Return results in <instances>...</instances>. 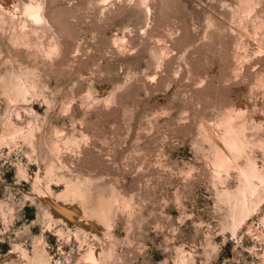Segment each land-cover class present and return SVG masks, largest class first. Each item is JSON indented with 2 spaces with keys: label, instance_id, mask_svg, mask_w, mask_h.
Here are the masks:
<instances>
[{
  "label": "rangeland",
  "instance_id": "obj_1",
  "mask_svg": "<svg viewBox=\"0 0 264 264\" xmlns=\"http://www.w3.org/2000/svg\"><path fill=\"white\" fill-rule=\"evenodd\" d=\"M15 3L0 8V264H86V246L104 264H264V176L246 201L236 165L264 174V0ZM66 186L85 215L55 206Z\"/></svg>",
  "mask_w": 264,
  "mask_h": 264
},
{
  "label": "bare ground",
  "instance_id": "obj_2",
  "mask_svg": "<svg viewBox=\"0 0 264 264\" xmlns=\"http://www.w3.org/2000/svg\"><path fill=\"white\" fill-rule=\"evenodd\" d=\"M15 5H16L15 0H0V6H1L0 8H2L1 10L7 9L10 11V10L14 9ZM23 5H24V12L26 13V18L29 19L34 24V25L32 24V26L35 27L36 29H37V27H41L43 25L42 23H44L46 18H45L44 12L40 9V3L38 1H30L29 4L25 3ZM52 46H50V48ZM43 48H45V47H43ZM52 48H51V50L53 51L54 49H52ZM14 86H15V91L19 92V93L25 91L27 88V86L21 80H16L14 83ZM204 126L206 128L208 135L211 137V139L213 138L214 141L216 142V144L219 148L218 151L220 150L219 153H221V156L222 157H228V159H232L233 161H236V159H234V158H235V156H237L238 153H240L241 147H239V148L235 147V149H233L234 151H231V149H229L227 147L226 143L224 142V136L222 134V130L219 127H217L213 124H208V123H205ZM17 131H18L17 127H15V128L10 127L8 129H5L2 132V135L5 136V135L14 134ZM231 131H230V133H231ZM228 142H230V141H228ZM242 147H245V146H242ZM216 162H217L216 167L220 168V166L219 167L217 166V164H218L217 160H216ZM229 164L231 165L233 163L229 162ZM236 165L238 167L237 169H239V171H240V174L238 173L240 175V183H239V186L237 188V191L244 200L247 201L246 198H250L253 202V200L255 199L257 192H258L259 183H261L262 176H264V174L258 168L257 162L253 159H248L247 162L245 161V164L243 166H239L238 162H236ZM35 180H36V183L40 182L39 175H37ZM262 184H263V182L261 183V185ZM40 191L48 199H50V200L53 199L52 191H51L49 186H46V187L41 186ZM69 191H70V186H66V188L61 193H59L58 196L65 200V204L64 205H58L57 203H55V206L57 208H59V210L61 209L62 211L66 212L71 217H76L80 213L85 215V211H84L85 209L82 206V203H80L77 200L68 198ZM120 198H121L120 199L121 203L123 205H126L127 199L124 196L120 197ZM115 199H116V197H115ZM70 200H72V201H70ZM70 202H72L73 205H70ZM238 202H240V201H238ZM243 204L245 205V203H243ZM112 208H113V206H112ZM243 208H244V206H243ZM98 209H99V211L105 213L104 206H100ZM82 257L86 261V264H104L102 259H101L99 250L93 246H86Z\"/></svg>",
  "mask_w": 264,
  "mask_h": 264
}]
</instances>
